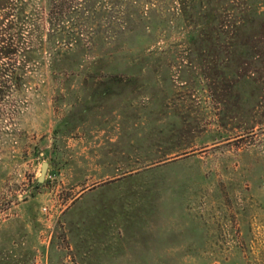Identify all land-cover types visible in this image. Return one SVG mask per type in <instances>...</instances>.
<instances>
[{"label": "rangeland", "instance_id": "1", "mask_svg": "<svg viewBox=\"0 0 264 264\" xmlns=\"http://www.w3.org/2000/svg\"><path fill=\"white\" fill-rule=\"evenodd\" d=\"M35 2L0 100V264H264V0H76L70 36Z\"/></svg>", "mask_w": 264, "mask_h": 264}, {"label": "trees", "instance_id": "2", "mask_svg": "<svg viewBox=\"0 0 264 264\" xmlns=\"http://www.w3.org/2000/svg\"><path fill=\"white\" fill-rule=\"evenodd\" d=\"M35 1L0 0V100L9 97L14 90L19 88L21 75L18 71L24 66L19 57L33 51L31 46L25 44V40L30 39L38 28L33 17L36 12H42V8H37ZM51 1L53 4L49 11L51 35L57 36L66 31L69 36L77 34L76 27L69 30L60 21V18L76 13L78 9L76 0ZM224 11V17L228 20L227 25L234 28L233 32L241 31L247 25L246 22H249L247 19V15L251 12L249 9H237L231 6L225 8ZM222 14H219V17Z\"/></svg>", "mask_w": 264, "mask_h": 264}, {"label": "water", "instance_id": "3", "mask_svg": "<svg viewBox=\"0 0 264 264\" xmlns=\"http://www.w3.org/2000/svg\"><path fill=\"white\" fill-rule=\"evenodd\" d=\"M46 169H47V162H43L41 165V171H40V176L38 177V182H41L43 180Z\"/></svg>", "mask_w": 264, "mask_h": 264}]
</instances>
